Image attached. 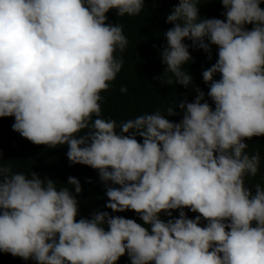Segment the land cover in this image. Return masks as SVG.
<instances>
[{"label":"clouds","instance_id":"clouds-1","mask_svg":"<svg viewBox=\"0 0 264 264\" xmlns=\"http://www.w3.org/2000/svg\"><path fill=\"white\" fill-rule=\"evenodd\" d=\"M218 2L223 19L199 16L205 0H178L166 18L156 79L192 86L194 100L117 124L102 116L101 93L129 41L107 14L138 16L145 0H0V118L96 170L110 210L77 219V178L62 186L0 159V252L35 264H117L125 255L131 264H264V186L245 182L260 164L245 141L264 137V0ZM190 47L209 59L217 49L202 72L211 105L184 68ZM127 211L143 223L118 215Z\"/></svg>","mask_w":264,"mask_h":264},{"label":"trees","instance_id":"trees-1","mask_svg":"<svg viewBox=\"0 0 264 264\" xmlns=\"http://www.w3.org/2000/svg\"><path fill=\"white\" fill-rule=\"evenodd\" d=\"M205 0L199 6L201 18L223 19L224 9L218 0ZM178 0H145V6L138 16L120 18L115 10L107 14L109 23H121L124 34L129 43L122 54L124 64L116 79L109 89L102 92L101 109L105 119H113L119 124L121 121L135 118L136 116L152 113L159 110L166 114L168 107L175 105L187 98L192 102L196 92L192 86L185 88L181 85L162 84L156 78L161 76L165 65L161 62L160 52L166 45L164 33L171 27L166 22L167 15L177 5ZM264 7V5H262ZM249 29L251 26H248ZM191 44L190 41H185ZM192 61L184 66L192 76L193 84L205 93L207 97L208 86L203 82L202 72L211 67L217 59V49L213 47L211 59L202 50L190 47ZM121 54L117 52L119 57ZM214 79H219V75ZM124 87L126 92H121ZM214 107V105H212ZM178 111V109H177ZM178 122L179 117H168ZM14 117L0 118V159L5 166H11L15 172H35L42 179L50 178L60 185H67L68 177L79 180L82 192L79 201V218H90L94 212L110 211L105 208V187L101 183L96 170L83 165H71L67 158V146L55 149L37 146L12 130ZM248 144L247 152L259 153V170L255 177L246 178V186L253 188L256 184L264 186V137H253L245 141ZM71 187V186H69ZM75 194L74 189H70ZM189 218L194 219V213L185 209ZM128 219L143 223L133 211L119 213ZM178 211H173V217H178ZM161 219L167 221L169 217L161 214ZM202 222V226H203ZM0 264H35V261H25L11 254L0 252ZM117 264H131L127 255L120 258Z\"/></svg>","mask_w":264,"mask_h":264}]
</instances>
